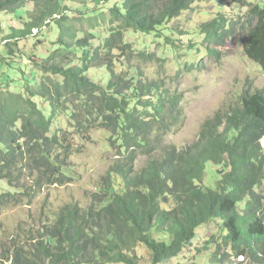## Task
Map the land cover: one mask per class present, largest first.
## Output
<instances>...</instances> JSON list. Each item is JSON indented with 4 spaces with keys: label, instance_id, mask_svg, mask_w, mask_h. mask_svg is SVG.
Returning a JSON list of instances; mask_svg holds the SVG:
<instances>
[{
    "label": "trees",
    "instance_id": "16d2710c",
    "mask_svg": "<svg viewBox=\"0 0 264 264\" xmlns=\"http://www.w3.org/2000/svg\"><path fill=\"white\" fill-rule=\"evenodd\" d=\"M207 1L0 0V25L4 14L19 23L0 31V217L70 185L71 160L95 131L115 153L87 207L20 228L0 264H172L217 223L208 264H264V90L246 89L180 148L167 137L183 120L181 95L143 66L193 72L239 34L264 75V0H232L241 21L219 13L191 33L171 26Z\"/></svg>",
    "mask_w": 264,
    "mask_h": 264
},
{
    "label": "rangeland",
    "instance_id": "374dc122",
    "mask_svg": "<svg viewBox=\"0 0 264 264\" xmlns=\"http://www.w3.org/2000/svg\"><path fill=\"white\" fill-rule=\"evenodd\" d=\"M219 13L241 21L246 11L234 4L232 0H210L194 6V10L185 12L171 26L191 33L203 22L213 19ZM3 16L0 31L6 28L5 33H8L9 25L19 26L17 19L13 16L6 14ZM138 37L140 42L142 38L147 42L150 51L161 54L157 42L148 40L143 35ZM179 38H182L185 43H188L190 39L184 36ZM22 45L24 46L23 43ZM222 50L223 55L218 59L205 56L204 67L195 69L193 72L178 73L177 69L164 72L159 62L153 61L143 65L149 80H163L165 89L181 95L182 98L183 120L179 127H175L174 131L169 133L167 137L169 144L184 148L197 143L203 125L219 111H226L231 105L236 104L239 96L246 89L264 90V75L259 66L245 57L239 34L230 39ZM114 160L115 153L109 152L106 135L95 131L92 134V140L85 143L84 153L77 154L71 160L72 171L75 174L74 181L70 185L45 188L31 202H24L22 205L11 203L7 206L0 217V252L3 251L4 246L11 245V239L20 228L25 230L38 228L47 216L58 213L67 205L87 207L90 203V193L96 192V187L101 183ZM147 161L143 158L139 167L144 168ZM218 179L216 169L209 165L206 183L209 187H215ZM218 226L217 223L202 229L194 247L187 249L185 256L174 260L172 264H189L193 261L191 257L196 252L199 254L200 264H208V255L217 244L214 242L211 247L207 241L217 233ZM197 250H201V253ZM141 254L146 258L149 257L147 251ZM242 259L243 257L240 258Z\"/></svg>",
    "mask_w": 264,
    "mask_h": 264
},
{
    "label": "water",
    "instance_id": "95a60500",
    "mask_svg": "<svg viewBox=\"0 0 264 264\" xmlns=\"http://www.w3.org/2000/svg\"><path fill=\"white\" fill-rule=\"evenodd\" d=\"M263 146H264V140H263Z\"/></svg>",
    "mask_w": 264,
    "mask_h": 264
},
{
    "label": "clouds",
    "instance_id": "9594fccd",
    "mask_svg": "<svg viewBox=\"0 0 264 264\" xmlns=\"http://www.w3.org/2000/svg\"><path fill=\"white\" fill-rule=\"evenodd\" d=\"M264 140V139H263ZM262 143H263V141H262Z\"/></svg>",
    "mask_w": 264,
    "mask_h": 264
}]
</instances>
